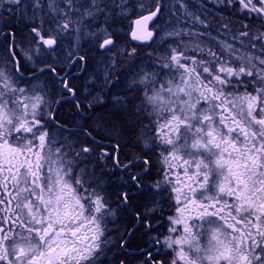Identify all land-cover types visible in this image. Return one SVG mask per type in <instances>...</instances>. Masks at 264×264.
I'll return each instance as SVG.
<instances>
[{
  "label": "snow or ice",
  "instance_id": "6c2138e0",
  "mask_svg": "<svg viewBox=\"0 0 264 264\" xmlns=\"http://www.w3.org/2000/svg\"><path fill=\"white\" fill-rule=\"evenodd\" d=\"M136 7L0 0V264H264V0Z\"/></svg>",
  "mask_w": 264,
  "mask_h": 264
},
{
  "label": "rangeland",
  "instance_id": "374dc122",
  "mask_svg": "<svg viewBox=\"0 0 264 264\" xmlns=\"http://www.w3.org/2000/svg\"><path fill=\"white\" fill-rule=\"evenodd\" d=\"M136 5H137V0H129V6H130V13L129 14H133V16L140 15L139 9L136 7ZM133 16L128 17V19H126V20L119 21L116 25L117 29L119 30L118 34L121 38L120 44H127L126 36H127V33L129 32L128 27H129V23H130ZM165 19H166V17H165ZM163 23H164V20H161L160 24L163 25ZM4 40L5 39L0 38V52H2L3 46L10 43L11 37H10L8 43H6Z\"/></svg>",
  "mask_w": 264,
  "mask_h": 264
},
{
  "label": "trees",
  "instance_id": "16d2710c",
  "mask_svg": "<svg viewBox=\"0 0 264 264\" xmlns=\"http://www.w3.org/2000/svg\"><path fill=\"white\" fill-rule=\"evenodd\" d=\"M9 39H10V37H9L7 40H4V41H5L6 43H8ZM126 40H127V38H126ZM127 45H128L129 47L132 46V44H129L128 41H127ZM62 111H64L67 115H70V113L67 112V106H65V108H64ZM133 150H134V149H132L131 147H126V148H124L123 151H124L126 154H131V152H132ZM121 159H123V157H121Z\"/></svg>",
  "mask_w": 264,
  "mask_h": 264
},
{
  "label": "water",
  "instance_id": "95a60500",
  "mask_svg": "<svg viewBox=\"0 0 264 264\" xmlns=\"http://www.w3.org/2000/svg\"><path fill=\"white\" fill-rule=\"evenodd\" d=\"M135 27V25H134V21H133V23H132V25H131V31L133 30V28ZM131 31H130V33H131ZM129 40H131V36L129 35ZM132 41V40H131ZM133 43H138V42H136V41H132Z\"/></svg>",
  "mask_w": 264,
  "mask_h": 264
},
{
  "label": "flooded vegetation",
  "instance_id": "af4514ba",
  "mask_svg": "<svg viewBox=\"0 0 264 264\" xmlns=\"http://www.w3.org/2000/svg\"><path fill=\"white\" fill-rule=\"evenodd\" d=\"M73 83H74L75 85H77V81H73Z\"/></svg>",
  "mask_w": 264,
  "mask_h": 264
}]
</instances>
